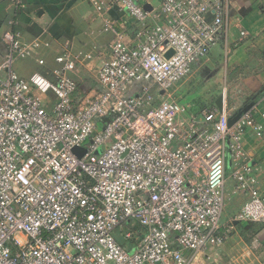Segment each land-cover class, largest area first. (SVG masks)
Here are the masks:
<instances>
[{"label": "built area", "instance_id": "obj_1", "mask_svg": "<svg viewBox=\"0 0 264 264\" xmlns=\"http://www.w3.org/2000/svg\"><path fill=\"white\" fill-rule=\"evenodd\" d=\"M221 1L160 0L147 12L141 0H113L136 22L135 42L105 19L115 39L100 54L97 87L85 94L73 76L90 70L97 52L60 42L51 78H23L16 63L35 57L44 66V44L27 45L15 23L8 28L0 61V264H199L225 242L230 156L235 192L248 195L233 222L264 224L244 148L247 128L262 135L256 106L232 125L225 106L185 119L189 109L173 94L218 44ZM92 3L100 14L111 9Z\"/></svg>", "mask_w": 264, "mask_h": 264}, {"label": "crops", "instance_id": "obj_2", "mask_svg": "<svg viewBox=\"0 0 264 264\" xmlns=\"http://www.w3.org/2000/svg\"><path fill=\"white\" fill-rule=\"evenodd\" d=\"M100 1L111 5V9L97 13L92 0H19V3L0 0V61L7 53L3 36L15 23L23 43L28 45L40 40L44 44L38 57L45 65H40L35 57L19 60L15 70L21 77L29 78L38 72L51 78V71L58 67L60 42L70 41L75 50L97 52V58L90 63L92 68L73 76L76 81L91 79L97 85L95 69L100 54L108 53L115 39L113 32L105 31V19L114 23L117 32L127 35V41L135 42L137 34L136 22L129 13L113 7V0ZM141 1L144 8L160 7V0ZM221 2L224 25L220 40L174 88V98L189 109L185 119L193 115L199 118L203 109L218 107L220 98H224L232 120L256 106V120L263 127L262 135L259 137L255 129L247 128L244 148L252 168L251 177L264 200V118L261 116L264 112V0ZM213 17L211 13L208 21ZM242 31L248 35L242 37ZM234 167L230 156L221 228L225 242L208 251L199 264H264V224L233 222L248 201L247 193L235 192Z\"/></svg>", "mask_w": 264, "mask_h": 264}, {"label": "trees", "instance_id": "obj_3", "mask_svg": "<svg viewBox=\"0 0 264 264\" xmlns=\"http://www.w3.org/2000/svg\"><path fill=\"white\" fill-rule=\"evenodd\" d=\"M78 86H79V91L83 94L91 90L92 88H96L97 85L91 80V79H82V80H77ZM213 106L207 107V108H213Z\"/></svg>", "mask_w": 264, "mask_h": 264}, {"label": "water", "instance_id": "obj_4", "mask_svg": "<svg viewBox=\"0 0 264 264\" xmlns=\"http://www.w3.org/2000/svg\"><path fill=\"white\" fill-rule=\"evenodd\" d=\"M152 8L149 6V5H147V6H145V10L147 11V12H151L152 10H151ZM171 53L172 52H170L169 54H168V56L169 55H171ZM217 106H218V108L220 109V110H223V108H224V98H220V100H219V102H218V104H217ZM251 108V107H250ZM249 108V109H250ZM249 109H247V110H245V112H247ZM243 114V113H242ZM242 114H240L237 118H235L234 120H230V125H232V124H234L236 121H237V119H239L241 116H242ZM75 152H76V150H74Z\"/></svg>", "mask_w": 264, "mask_h": 264}, {"label": "rangeland", "instance_id": "obj_5", "mask_svg": "<svg viewBox=\"0 0 264 264\" xmlns=\"http://www.w3.org/2000/svg\"><path fill=\"white\" fill-rule=\"evenodd\" d=\"M39 71H42V70H39ZM173 94H175V89L173 90ZM176 95H178V91H177Z\"/></svg>", "mask_w": 264, "mask_h": 264}]
</instances>
